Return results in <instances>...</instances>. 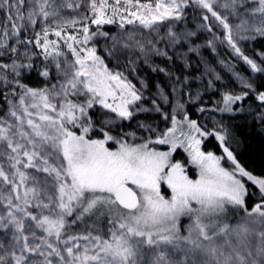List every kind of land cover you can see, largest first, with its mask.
I'll list each match as a JSON object with an SVG mask.
<instances>
[{
	"label": "snow or ice",
	"instance_id": "snow-or-ice-1",
	"mask_svg": "<svg viewBox=\"0 0 264 264\" xmlns=\"http://www.w3.org/2000/svg\"><path fill=\"white\" fill-rule=\"evenodd\" d=\"M241 127L264 0H0V264H264Z\"/></svg>",
	"mask_w": 264,
	"mask_h": 264
},
{
	"label": "trees",
	"instance_id": "trees-1",
	"mask_svg": "<svg viewBox=\"0 0 264 264\" xmlns=\"http://www.w3.org/2000/svg\"><path fill=\"white\" fill-rule=\"evenodd\" d=\"M238 134L245 141L242 148V160L249 166L259 170L262 157V146H264V137L260 136L255 130L247 127L237 129ZM206 147L210 148V143H206Z\"/></svg>",
	"mask_w": 264,
	"mask_h": 264
},
{
	"label": "flooded vegetation",
	"instance_id": "flooded-vegetation-1",
	"mask_svg": "<svg viewBox=\"0 0 264 264\" xmlns=\"http://www.w3.org/2000/svg\"><path fill=\"white\" fill-rule=\"evenodd\" d=\"M213 143H214V141L213 142H210V148H209V150L216 151V149L212 146Z\"/></svg>",
	"mask_w": 264,
	"mask_h": 264
}]
</instances>
